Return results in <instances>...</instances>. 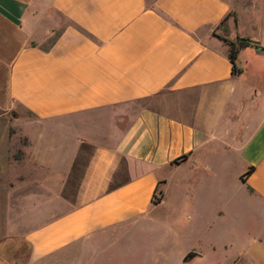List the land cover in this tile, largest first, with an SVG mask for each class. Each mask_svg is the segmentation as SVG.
Returning a JSON list of instances; mask_svg holds the SVG:
<instances>
[{
	"label": "crops",
	"instance_id": "obj_1",
	"mask_svg": "<svg viewBox=\"0 0 264 264\" xmlns=\"http://www.w3.org/2000/svg\"><path fill=\"white\" fill-rule=\"evenodd\" d=\"M230 9L227 0H0V113L35 118L34 160L67 205L24 233L29 264L73 245L83 264L109 251L113 264H191L200 219L228 264H264V46L240 47L233 71L229 45L213 34L226 17L229 40L246 37ZM54 13L69 24L44 48L35 40L56 28ZM252 58L263 62L258 84ZM53 132L78 136L47 139ZM232 197L259 203L255 235L226 228ZM183 217L187 242L175 237Z\"/></svg>",
	"mask_w": 264,
	"mask_h": 264
},
{
	"label": "rangeland",
	"instance_id": "obj_2",
	"mask_svg": "<svg viewBox=\"0 0 264 264\" xmlns=\"http://www.w3.org/2000/svg\"><path fill=\"white\" fill-rule=\"evenodd\" d=\"M227 1L231 6L229 17L237 19V15L239 16L237 29L252 41L264 46V0ZM53 17L57 20L56 28L35 40L41 47L49 46L58 31L69 24V21L57 13H54ZM213 34L229 39L233 36L232 22H224L215 27ZM262 65V61L253 58L248 60L250 82L258 84L259 80L255 73ZM144 103L146 102L142 100L135 105L137 107ZM21 114L24 124L21 120H17ZM38 130L35 118L25 110L22 113H0V264H29L30 248L24 233L47 222L51 216L67 208L60 197L58 187L53 186V182L50 181L53 175L47 172L45 165L34 160L31 137ZM76 136H78L77 132L65 137H70L72 142L75 141ZM65 137L55 135L53 132L46 138L64 139ZM235 167L236 164L233 168ZM232 171L225 179L231 184L236 177L234 169ZM217 205H219L218 201L215 203V206ZM226 206L227 213L232 217L230 222L227 221L226 228L246 230L249 234L255 235L262 223L259 203L256 199L232 197L230 204ZM205 221L207 220L197 221L201 256L191 264H228L229 253L222 248L213 249L211 243L214 237L206 228ZM215 223L218 225L217 220ZM176 224V239L184 242L191 239L188 232L192 230V221L183 217L177 220ZM103 256L99 264L114 263L110 251L106 258ZM83 263L79 245H73L59 253L44 257L36 264Z\"/></svg>",
	"mask_w": 264,
	"mask_h": 264
},
{
	"label": "trees",
	"instance_id": "obj_3",
	"mask_svg": "<svg viewBox=\"0 0 264 264\" xmlns=\"http://www.w3.org/2000/svg\"><path fill=\"white\" fill-rule=\"evenodd\" d=\"M230 16V11L227 14V16ZM226 20V17L221 20V24L224 23ZM225 42L229 45V50H228V57L232 63V69L233 71H238L236 67V58H237V52L240 47L243 46H249L253 45L255 42L249 39L248 37H239L237 36L235 40H229V39H224ZM252 170V167H250L245 173H249ZM155 202H158V198L155 197L154 199Z\"/></svg>",
	"mask_w": 264,
	"mask_h": 264
},
{
	"label": "water",
	"instance_id": "obj_4",
	"mask_svg": "<svg viewBox=\"0 0 264 264\" xmlns=\"http://www.w3.org/2000/svg\"><path fill=\"white\" fill-rule=\"evenodd\" d=\"M252 46L257 50L262 49V47H260L257 42H255Z\"/></svg>",
	"mask_w": 264,
	"mask_h": 264
}]
</instances>
